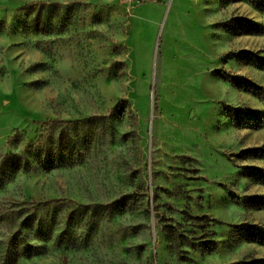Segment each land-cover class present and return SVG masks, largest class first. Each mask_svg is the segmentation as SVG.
Instances as JSON below:
<instances>
[{
	"label": "rangeland",
	"instance_id": "1",
	"mask_svg": "<svg viewBox=\"0 0 264 264\" xmlns=\"http://www.w3.org/2000/svg\"><path fill=\"white\" fill-rule=\"evenodd\" d=\"M219 71L264 93V0H0V264H264V97Z\"/></svg>",
	"mask_w": 264,
	"mask_h": 264
},
{
	"label": "trees",
	"instance_id": "2",
	"mask_svg": "<svg viewBox=\"0 0 264 264\" xmlns=\"http://www.w3.org/2000/svg\"><path fill=\"white\" fill-rule=\"evenodd\" d=\"M253 4L257 5L256 2H252ZM227 28L231 29V30H235V31H239L241 33H249V34H257L260 32L259 28L252 23L251 21L244 19V18H233L229 21V23L227 24ZM218 77L221 78L222 80L228 81L230 82L232 85H234L236 88L246 91V92H250L253 94H257V95H262L264 97V93L262 94L261 91H263V88L261 86H256L254 85L252 82H249L247 80H245L242 76L240 75H231L228 73H225L223 71H219L218 72ZM234 111V113L236 114L237 118H232V122L235 125H241V122L239 119H241L242 109H238V108H233L232 109ZM228 112V110H226ZM253 113V118L252 119V123L255 126L260 125L261 120H258L256 118V112L252 111ZM212 244H215L214 240H211ZM213 247L210 246L209 250H212Z\"/></svg>",
	"mask_w": 264,
	"mask_h": 264
}]
</instances>
